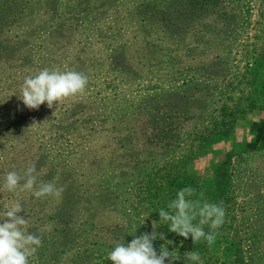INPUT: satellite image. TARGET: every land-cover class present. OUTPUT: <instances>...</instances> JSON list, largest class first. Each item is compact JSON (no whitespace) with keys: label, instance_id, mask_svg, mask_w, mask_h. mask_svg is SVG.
Wrapping results in <instances>:
<instances>
[{"label":"rangeland","instance_id":"obj_1","mask_svg":"<svg viewBox=\"0 0 264 264\" xmlns=\"http://www.w3.org/2000/svg\"><path fill=\"white\" fill-rule=\"evenodd\" d=\"M44 68L84 73L85 92L27 109L24 79ZM256 132L264 0H0V214L19 200L33 234L51 213L87 230L51 260L41 238L31 264H111L108 252L151 232L187 186L222 202L225 218L211 246L158 225L173 264H193L188 251L202 264H264ZM31 164L58 198L2 190Z\"/></svg>","mask_w":264,"mask_h":264},{"label":"clouds","instance_id":"obj_2","mask_svg":"<svg viewBox=\"0 0 264 264\" xmlns=\"http://www.w3.org/2000/svg\"><path fill=\"white\" fill-rule=\"evenodd\" d=\"M88 85V77L79 71H62L58 68H44L35 75L24 79L18 98L24 107L30 110L38 109L45 104L49 109L67 98L83 94ZM2 190L19 196L21 193H31L36 198L48 196L59 197L63 189L52 182H38L35 164L29 165L23 174L9 171L4 177ZM23 206L19 200L14 202L0 214V264H29V258L37 253L42 245L41 237L27 231L29 221L25 218ZM159 223H153L151 232L132 235L130 242L117 243L108 252L107 259L111 264H173L179 260L174 250L169 251L165 245L173 241L165 240V234L157 232L158 225H166L168 231L193 244L205 241L211 246L223 225L225 208L221 203H211L204 198V193H197L187 186L176 192L166 208L158 210ZM195 222V223H194ZM208 226L210 231L205 232ZM165 240L157 252L154 241ZM184 258L193 264H202L198 251L184 253Z\"/></svg>","mask_w":264,"mask_h":264},{"label":"trees","instance_id":"obj_3","mask_svg":"<svg viewBox=\"0 0 264 264\" xmlns=\"http://www.w3.org/2000/svg\"><path fill=\"white\" fill-rule=\"evenodd\" d=\"M253 63H255V61H253ZM262 135L264 134H259V132H256L255 138L259 140V142H262ZM51 215L52 213L48 218V224L35 233L36 235L40 236L45 243V247L43 248L44 254H42L40 257L45 256L49 260H51L52 255L56 257L58 251L62 252L64 249L71 246L74 242V238L87 237V230L83 229L81 225V228L78 226L80 228L78 229L76 228L77 224L66 219H58L56 215L55 217ZM30 226L31 225H28L27 231L32 233ZM29 264H31L30 260ZM41 264H48V262L42 260Z\"/></svg>","mask_w":264,"mask_h":264}]
</instances>
